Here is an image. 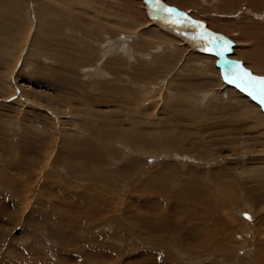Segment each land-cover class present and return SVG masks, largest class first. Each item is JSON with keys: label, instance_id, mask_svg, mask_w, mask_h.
Wrapping results in <instances>:
<instances>
[{"label": "rangeland", "instance_id": "374dc122", "mask_svg": "<svg viewBox=\"0 0 264 264\" xmlns=\"http://www.w3.org/2000/svg\"><path fill=\"white\" fill-rule=\"evenodd\" d=\"M138 1L0 0V264H264V111ZM162 2L264 77V0Z\"/></svg>", "mask_w": 264, "mask_h": 264}, {"label": "snow or ice", "instance_id": "6c2138e0", "mask_svg": "<svg viewBox=\"0 0 264 264\" xmlns=\"http://www.w3.org/2000/svg\"><path fill=\"white\" fill-rule=\"evenodd\" d=\"M146 2L149 3L162 18L167 19L174 26L177 24L182 25L184 23L183 19H172V17L177 16V10L175 8L163 4L162 0H146ZM179 15L182 16L183 14ZM191 26L196 27L197 25L193 24ZM201 37L209 38L207 44L216 46V49L218 50L215 51V55L221 58L225 57L226 53L231 50L230 42L223 37L209 33L206 30L201 33ZM207 44L205 45L204 50H212L208 48ZM223 62L225 65L230 63L227 59H225ZM236 67L239 69V64H237ZM223 75L228 83H236L237 87L246 88L249 90L250 94L258 95L261 98V103L264 104V77L254 76L247 70L238 71L234 74V76H230L229 72H225ZM237 81L239 82L237 83Z\"/></svg>", "mask_w": 264, "mask_h": 264}, {"label": "water", "instance_id": "95a60500", "mask_svg": "<svg viewBox=\"0 0 264 264\" xmlns=\"http://www.w3.org/2000/svg\"><path fill=\"white\" fill-rule=\"evenodd\" d=\"M146 1V0H145ZM163 3V2H162ZM165 5H167L166 3H163ZM147 12H148V15L150 16V18L156 20V22L160 25H168V24H171L167 19H164L162 18L154 9L153 7L147 3ZM168 6V5H167ZM177 13H180V14H183L182 16L179 14H177V16L175 17H172L173 20H180L181 18L179 17H182V19L184 18V23L181 25V24H177L175 26H173V24H171L173 26V28H178V30H180L181 32L183 31V38L185 40H187L189 43H192L194 44L195 46H197L198 48H201V50H204V47L205 45L207 44V41H208V37H201V33L204 32L205 30L209 33H212V34H215V35H218L220 37H223L225 38L227 41L230 42V49H231V45H232V41H230L226 36L222 35V34H219V33H215L213 31H211L210 29H207V27L204 25V23L198 21V20H195V19H192L190 18L187 14H185V12L183 11H177ZM188 22H187V21ZM197 25L196 27H193L191 25ZM169 26V25H168ZM192 31V33H191ZM194 33V34H193ZM197 35V37H196ZM208 48L209 49H212L210 51H206V52H214L218 49H216V46L214 45H211V44H207ZM205 51V50H204ZM231 50L228 52L230 53ZM217 56V55H216ZM227 59L230 63L225 65L224 64V60ZM216 64L218 65L219 67V70H220V73L222 74V76L224 77V73L225 72H229V75L230 76H234V74L238 71H243L244 69L242 68L241 66V61L239 60H236L235 58H231V57H228L227 56V53L225 55V57L221 58L219 56H217L216 58ZM239 64V69L236 67V65ZM239 81H237L238 83ZM231 84H234L235 86H237L236 83H231ZM240 88L241 90H243L244 92H246L248 95H250L255 101H257L261 108L264 110V104L261 103V98L258 96V95H253V94H250L249 93V90L246 89V88H242V87H238Z\"/></svg>", "mask_w": 264, "mask_h": 264}, {"label": "crops", "instance_id": "0c3cea01", "mask_svg": "<svg viewBox=\"0 0 264 264\" xmlns=\"http://www.w3.org/2000/svg\"><path fill=\"white\" fill-rule=\"evenodd\" d=\"M6 132H9L10 129L6 128ZM3 132L0 130V135H2ZM11 145H5L3 141H1V136H0V180H18L19 179V171H20V161L19 158H14L15 156V151L14 149L18 148V144L14 141L10 143ZM11 154V155H10ZM10 156V157H9ZM11 161H9V158H11ZM10 195H3V193H0V208L4 205L13 207L14 206V201L9 198ZM5 199V200H4ZM4 204V205H3ZM4 209H0V216L4 218L3 216Z\"/></svg>", "mask_w": 264, "mask_h": 264}, {"label": "bare ground", "instance_id": "6f19581e", "mask_svg": "<svg viewBox=\"0 0 264 264\" xmlns=\"http://www.w3.org/2000/svg\"><path fill=\"white\" fill-rule=\"evenodd\" d=\"M138 3H139V5H140V7H141V10H142V12H143V15H144V13L146 12L147 13V15H148V12H147V2L145 1V0H140V1H138ZM169 6V5H168ZM171 7V6H170ZM177 11H179V10H177ZM177 14H180V13H177ZM150 17V16H149ZM144 18H145V16H144ZM179 18H181V17H179ZM182 19V18H181ZM184 19V18H183ZM147 21V23L148 22H150V21H154V19H150V21H148V20H146ZM157 23V22H156ZM161 25V24H160ZM165 24H163L162 25V27L164 26ZM169 25V26H168ZM167 26H168V28H164V30H165V33L164 32H160L159 30V32L157 31V33L161 36V37H164V38H166V41H176V39H174V37L175 38H177L178 37V40L180 39L179 37H182V36H180L182 33H184L183 31L181 32L180 30L178 31L176 28H173V26L171 25V24H168ZM170 27V28H169ZM207 27V26H206ZM207 29H209V28H207ZM167 30V31H166ZM211 31H213V30H211ZM214 32V31H213ZM191 33H192V31H191ZM172 36H174V37H172ZM170 37H172L173 39L172 40H170ZM197 37V36H196ZM183 38V37H182ZM184 39V38H183ZM180 40H182V39H180ZM185 41V40H184ZM187 41V40H186ZM169 42V43H170ZM187 43H189L188 41H187ZM158 44V43H157ZM189 44H192V43H189ZM193 46H194V44H193ZM194 48H196V49H199V50H201V48H198L197 46H195ZM169 49V48H168ZM208 53H214V52H208ZM243 56V55H242ZM217 57V56H216ZM244 57H247V58H250V54L249 55H245L244 54ZM263 57H264V55H263ZM256 59L258 60V61H260V62H263L261 59H259L258 57H256ZM257 62V61H256ZM255 65H257L256 63H254ZM257 66H259V65H257ZM256 69V68H255ZM242 91V90H241Z\"/></svg>", "mask_w": 264, "mask_h": 264}]
</instances>
